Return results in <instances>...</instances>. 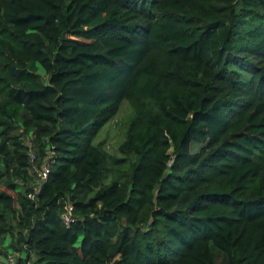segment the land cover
Masks as SVG:
<instances>
[{
    "label": "trees",
    "instance_id": "16d2710c",
    "mask_svg": "<svg viewBox=\"0 0 264 264\" xmlns=\"http://www.w3.org/2000/svg\"><path fill=\"white\" fill-rule=\"evenodd\" d=\"M123 99L115 154L93 138ZM15 250L264 264V0H0V255Z\"/></svg>",
    "mask_w": 264,
    "mask_h": 264
},
{
    "label": "rangeland",
    "instance_id": "374dc122",
    "mask_svg": "<svg viewBox=\"0 0 264 264\" xmlns=\"http://www.w3.org/2000/svg\"><path fill=\"white\" fill-rule=\"evenodd\" d=\"M38 70L45 75L41 66L38 67ZM44 77H46V75ZM131 112L132 110L129 102L126 99H123L116 114L95 134L93 142L98 143L103 141V146L107 151L118 154L119 152L117 150V146L124 136L126 123L131 115ZM13 252H15L13 253L14 255L18 253L16 250Z\"/></svg>",
    "mask_w": 264,
    "mask_h": 264
},
{
    "label": "built area",
    "instance_id": "2783aa9c",
    "mask_svg": "<svg viewBox=\"0 0 264 264\" xmlns=\"http://www.w3.org/2000/svg\"><path fill=\"white\" fill-rule=\"evenodd\" d=\"M31 160L34 159L35 153L33 151H30ZM49 171V162H46L42 164V166L39 169H35L36 178L34 180L35 183V189H37L42 181L47 177V173ZM29 196H33V194L30 192ZM71 205L67 203L65 205V210L63 211L62 217L65 223H68L72 217L70 216ZM14 263V254H7L6 256L0 255V264H13Z\"/></svg>",
    "mask_w": 264,
    "mask_h": 264
}]
</instances>
